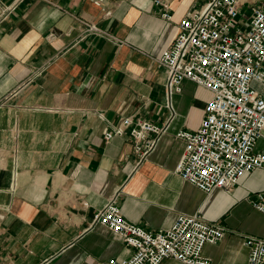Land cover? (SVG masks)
I'll return each instance as SVG.
<instances>
[{
    "label": "crops",
    "instance_id": "1",
    "mask_svg": "<svg viewBox=\"0 0 264 264\" xmlns=\"http://www.w3.org/2000/svg\"><path fill=\"white\" fill-rule=\"evenodd\" d=\"M157 1L0 0V264L131 258L133 247L94 224L115 196L127 220L152 231L181 213L220 221L225 236L203 248L212 264H247L246 236L264 238L251 204L264 168L231 193H207L177 172L186 147L177 134L199 128L212 92L187 79L169 95L159 57L206 0ZM126 117L166 128L143 159L130 128L106 138Z\"/></svg>",
    "mask_w": 264,
    "mask_h": 264
},
{
    "label": "built area",
    "instance_id": "2",
    "mask_svg": "<svg viewBox=\"0 0 264 264\" xmlns=\"http://www.w3.org/2000/svg\"><path fill=\"white\" fill-rule=\"evenodd\" d=\"M164 16L172 17L169 11ZM87 25L89 31L98 29ZM159 64L168 70L169 95L182 91L187 79L212 92L199 128L177 134L186 141L177 167L185 181L207 193L216 188L231 193L245 175L264 168V151L257 149L264 138V0L249 5L244 0H206L194 7L179 23ZM129 128L141 159L166 130L126 117L106 138ZM251 204L264 214V190L254 194ZM94 224L106 226L135 249L131 258H112L109 264H161L170 257L212 264L203 248L221 241L227 230L196 212L181 213L171 227L152 231L127 220L116 196L96 214ZM245 243L250 248L247 264H264V238L247 235Z\"/></svg>",
    "mask_w": 264,
    "mask_h": 264
}]
</instances>
